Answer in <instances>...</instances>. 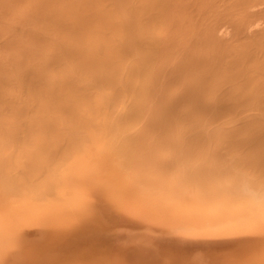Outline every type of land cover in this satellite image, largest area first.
Returning <instances> with one entry per match:
<instances>
[{
  "label": "bare ground",
  "instance_id": "6f19581e",
  "mask_svg": "<svg viewBox=\"0 0 264 264\" xmlns=\"http://www.w3.org/2000/svg\"><path fill=\"white\" fill-rule=\"evenodd\" d=\"M159 143L172 152L155 153ZM262 175L264 0H0V264L91 254L100 236L79 257L63 255L71 239L58 226L52 243L39 240L94 192L122 210L104 215L145 229L123 233L114 216L100 225L124 263L207 264L218 242L240 252L232 264L258 262L264 243L243 234L252 209L231 197L251 205L249 178L258 189ZM160 222L170 229L159 233ZM89 225L74 227L77 239L98 229Z\"/></svg>",
  "mask_w": 264,
  "mask_h": 264
},
{
  "label": "rangeland",
  "instance_id": "374dc122",
  "mask_svg": "<svg viewBox=\"0 0 264 264\" xmlns=\"http://www.w3.org/2000/svg\"><path fill=\"white\" fill-rule=\"evenodd\" d=\"M223 20H224V19H223ZM224 36H226V35H224ZM207 120H208V121H211L210 119L205 118L204 122L207 121ZM202 121H203V119H202ZM157 145H158V146H157ZM189 145H190V144H187L188 147H189ZM190 146H193V144L190 145ZM156 147H158V148H157V151H158L159 149H162L163 147H166V148H163L164 150L167 149V145L164 146V144H161V143H159V144H153V145H152V149H154V152H155V150H156ZM160 147H162V148H160ZM168 147H169V146H168ZM174 147H175V146H174ZM163 149H162V150H163ZM169 149H170V148L167 149L168 151H162V152H160V154H163V153H164V156H165V155L167 156V153H168L169 151L172 152V150H169ZM155 153H156V152H155ZM169 154H170V153H169ZM133 162H134V161H133ZM133 162H132V161L126 162V163L124 164V168H125V166H126L125 170H126V169H127V170L131 169V168H129V167H132V166L134 167L135 165H134ZM167 162H168V164L171 165V162H172V161L169 162V160H168ZM128 163L131 164V165L129 166ZM157 163H158V161H157ZM126 164H127V165H126ZM158 165H160V162L158 163ZM133 167H132V168H133ZM96 192H97V191H96ZM92 194H93L94 197H97V196H98V192H97V194H96L95 192L92 193ZM92 194L90 193L89 196H90V195H91V196H90V197L88 196V197H89L88 199L91 198L90 200L92 201V205H87V204H86V205H84V206H82V207H79L80 209L82 208V210H79V208H74V207H73V210H70L71 207H70L69 209H64V210L61 212V214H60V215H61V220H60L59 224H57L56 226H54V225H52V224H48L45 233L42 235V238H40V240H39V241H40L39 243H42V240H43V243H46L45 241H47V240L49 239V238H48L49 236H51L50 239H49V242L51 241V243H52L53 240H54V238L56 239V236H55V235L60 236V234H65V235L68 234V236H70V238H69V237H67V238H68V239H71V240L73 239L72 242H71V244H70V242H69V241H71V240H68V242H66L67 244H68V243L70 244V245H68V247H69L70 249L67 248V244H65V243L63 244V242H64V241H63V242H61V243H62L61 245H63V246H61V247H63V248H60V250L63 249L62 251H64V250H65V247H66V251L63 252L64 254H63V253H61V254L59 253V255H62V254H63V255H65V256H67V253H70V254H71V253H74L75 250H79V248H82V247H84L85 245H88L90 242L95 243L96 239H94V238H95V236L97 235V237H98V236L101 237V238L98 237L99 239H101V241L96 242L94 245H92V244L90 243L93 247H94V246L97 247V248L95 249V252H93L94 249H93L92 246L90 245V247H88V250L91 251V254L89 253L88 255H86V252H87V251H86V252L82 255V257L76 259L75 262H77V261L79 262V261H81V260L84 259L83 257L87 256V257H89V258H90V257H93L94 259L96 258V259H95L96 261H98V259H99L100 262H101L100 258H102V263H105V264H111V263H113V260H115L114 257H116V259H117L116 261H117L118 263H117L116 261H114V262H116L117 264H127V263H124V261H123V256H118V255L120 254V251H121L120 248L118 249V250H120V251H118L119 253L116 251V252H117V254H116V252H115V250H117L118 245H117L116 248H115V247H109V246H108V243H109L110 246H111V245H113V246L115 245V246H116V244H117L116 240L111 241L112 237H111V235H110V234H111V231H110V230H112V236H113V234H114V232H115V231L113 232V230H115V228L113 227V226L115 225V222L118 220V223H117V224H122V223H124V224H122V226H123V225L125 226V224H128V223L126 222V220L128 221V219L126 218V220H125V217H126V216H125V217L123 218V219L125 220V222H123L124 220H123L122 218H121L122 221L119 220V219H116L117 217L114 216V214H111V215H109V216H106L107 214L104 215L103 213H106L105 211H108L109 213H110V212L112 213V212H115V211L118 210V209H115V208H113V207H111V206L109 205L110 208H111V210H112V208L114 209V211H110V210H109L110 208H106V207H104V206H106L104 203H105V201L108 200V197L106 198V195L103 194L102 192H100V193H99V197H97V199H99V201H98L96 198H92ZM94 194H95V195H94ZM100 195H101V199H100ZM101 200H102V202H101ZM95 201H96V202H95ZM94 202H95V204H94ZM97 202H98V203H97ZM106 203L110 204L108 201H107ZM101 204H103V206H102ZM98 207H99V208H98ZM103 207L105 208V210H104ZM74 209H75V210H74ZM98 209H99V210H98ZM106 209H108V210H106ZM67 210H68V211H67ZM77 210H78V211H77ZM100 210H101L102 212H100ZM103 210H104V212H103ZM71 211H72V213H71ZM120 211H122V210H118V211H116L115 215L117 214V212L119 213ZM89 212H90V213H89ZM98 212H100V213H98ZM123 212L127 213V211H123ZM123 212H122V213H123ZM130 212H131V211H130ZM69 213H70L71 215H70ZM120 213H121V212H120ZM85 214H88V215L86 216ZM91 214H92V215H91ZM96 214H97V215H96ZM128 214H129V211H128ZM128 214H127V215H128ZM134 214H135V213H133V216H134ZM64 215H65V216H64ZM67 215H68V216H67ZM90 215H91V217H93V218H92L93 220L91 219ZM95 215L97 216V219L94 218ZM103 215H104V216H103ZM117 215H118V214H117ZM124 215H125V214H124ZM130 215H132V212L129 214V217H132V216H130ZM138 215H139V214H138ZM66 216H67V217H66ZM72 216H73V217H72ZM85 216H86L87 218H86ZM110 216L112 217L113 220L116 219V221H113V220L110 221V220H111V219H110ZM113 216L115 217V219L113 218ZM120 216H121V215H120ZM120 216H118V218H119ZM135 216H136V215H135ZM63 217H64L65 219H64ZM107 217H108L109 222H108V220H106ZM121 217H122V216H121ZM81 218H82L83 220H82ZM100 218H101V219H100ZM102 218H103V219H102ZM132 218H133V217H132ZM135 218H137V217H134V219H135ZM139 218H140V220H143L141 217H139ZM139 218H137V219H139ZM70 219H71V220H70ZM90 219H91V220H90ZM98 219H99V220H98ZM130 219H131V218H130ZM79 220L81 221V224L84 225L85 230H87L86 227L88 228L87 225H89L88 220H89V222H91V223H90L91 225H89L90 227H91V226L94 227V223H96L95 227L97 226L98 229H96L95 227H94V229H96L97 234H95L96 231L94 232V230H92V228H91V230H90L91 234H90V233L88 234V232L86 231V234H85V235H87V236L84 237V236H81L82 233L84 232V230H83V231L79 230V231H80V236H79V238H80L81 240H80L79 238L77 239L78 236L75 235V233H76L77 230L75 231V230H74V227H79V225H80L79 228H80V229L82 228V227H81V224H78ZM84 220H85V221H84ZM86 220H87V221H86ZM100 220H101V221H100ZM104 220H105V221H104ZM63 221H64V222H63ZM69 221H71V222H70L71 224L68 223ZM131 221L134 222L135 220H134V221L131 220ZM131 221H128V222H129V223H132ZM72 222H75V224H76V222H77V225H78V226H77V225L75 226L74 223H73V224H74V225H73ZM98 222H99V223H98ZM112 222H113V223H112ZM136 222H140V221L136 220ZM136 222H135V224H136ZM60 223H61L62 226L64 225L65 228H66V227H67V228H70L69 230H70L72 233H71L70 231L68 232L67 229H65V228L63 229L62 226L60 227ZM66 223H67V224H66ZM79 223H80V222H79ZM92 223H93V224H92ZM101 223H103V224H101ZM107 223L109 224V226H111L112 224H114V225L112 226V228L110 227V228H111V229L109 230L110 233L107 232L108 230H107V231L104 230L105 232L108 233V234H106V235H107V237H106V238H107V239H106L107 241H106L105 239H103V237H104V233H103L104 231H103V229L100 230L99 228H100V225H101V226H102V225H106V229L109 228V227L107 226ZM111 223H112V224H111ZM142 223H144V221H142L140 224H142ZM146 223H147V222H146ZM69 224H70L71 226H69ZM85 224H86V227H85ZM117 224H116V225H117ZM132 224H134V223H132ZM138 224H139V223H138ZM147 224H148V223H147ZM147 224H146V227H145V224H143L144 227L146 228V230H147V229L149 230V228H150L152 225H154V224H149V225H151V226H148L149 228H147ZM160 224H161V222H160ZM160 224H159V223H158V224H157V223L155 224V225L161 227V228L159 227V233L161 232V230H162V232H163V230L166 231V230L170 229V228L168 227V226H170V225L165 224V223H164V224L162 223L164 226H167V228H166V227L162 226V224H161V225H160ZM129 225H130V224H128V226H129ZM155 225H154V227H155ZM49 226H50V227H49ZM57 226H58V229H59V227H60V229H61V228L63 229V230L61 229L62 232H61L60 230H58V229H57L58 231L56 230ZM64 226H63V227H64ZM72 226H73V228H72ZM98 226H99V227H98ZM122 226H120V227L122 228ZM124 226H123V227H124ZM126 226H127V225H126ZM126 226L124 227V229H120L119 226H116V227H117L118 230H119V229H120V230H124V231H122L123 233H124V232L128 233V232H131V231L134 230V231H135V234H136V230H139L140 228H142V230H145V229L143 228V226H141V227H137V226H136V227H137V228H136L134 225H132L133 228L129 226L130 230H128V229H127L128 226H127V227H126ZM138 226H139V225H138ZM53 227H54V229L56 230V231H55V235H54L55 237H54V236L52 237V233H53V231H54V230H53ZM118 227H119V228H118ZM163 227H164V228H163ZM79 228H76V229H79ZM103 228H105V226H104ZM125 228H126V229H125ZM134 228H136V229H134ZM138 228H139V229H138ZM88 229H89V228H88ZM117 229H116V230H117ZM131 229H133V230H131ZM151 229H153V228L151 227L150 230H151ZM154 229L156 230L157 228H154ZM160 229H161V230H160ZM64 230H65V231H64ZM118 230H117V231H118ZM125 230H126V231H125ZM140 230H141V229H140ZM50 231H51V232H50ZM79 231H78V232H79ZM156 231L158 232V230H156ZM47 232H48V235L46 234ZM59 232H60V234H59ZM143 232H144V231H143ZM154 232H155V231H154ZM56 233H57V234H56ZM133 233H134V232H133ZM140 233L143 234L142 231H140ZM93 234H94V237H93ZM129 234H130V233H129ZM131 234H132V233H131ZM65 235H64V236H65ZM78 235H79V233H78ZM91 235H92V236H91ZM136 235H137V234H136ZM136 235L133 234V236H136ZM139 235H140V234H139ZM64 236L61 235L60 237H64ZM90 236H91V237H90ZM60 237H59V239H60ZM71 237H72V238H71ZM86 237H88V238H86ZM89 237H90V239H89ZM92 237H93V239H92ZM131 237H132V236H131ZM249 237H251V236H249ZM52 238H53V240H52ZM64 238H65V237H64ZM75 238H76V240H77L78 245H77L76 242H75L76 240H74ZM83 238H84V240H83ZM85 238H86V240H85ZM98 238H97V241H98ZM251 238H252V237H251ZM251 238H250V239H251ZM253 238L256 239V240L259 239V238L257 239L256 237H253ZM102 239H103V240H102ZM254 239H253V240H254ZM44 240H45V241H44ZM60 240H61V239H60ZM60 240H59V241H60ZM89 240H91V241L89 242ZM104 240H105V241H104ZM108 240H109V242H108ZM65 241H67V239H66ZM103 241H104V242H103ZM254 241H255V240H254ZM259 241H261V240L259 239ZM57 242H58V237H57ZM79 242H81V243H79ZM85 242H88V243H85ZM100 242H101V243H100ZM250 242H251V241H250ZM43 243H42V245H44ZM51 243H48V242H47V244H51ZM73 243L76 244V245H73ZM82 243H83V245H84V243H85V245H84V246L80 245V244H82ZM218 243L220 244V246H219ZM218 243H214V244H212V247H211V244L209 245L210 247L207 246V247H209V248H211V249L214 248L213 250H215L216 248L219 249V251H218V255H215L217 252L214 253V255H215L216 258L214 257V255H213V257H212V255H211V256L208 255L209 257L212 258V259H211V258H210V259L207 258L206 260H208V262H211V264H221V263H219V262L222 261V262H223L222 264H232L231 262H234L235 259L239 258V257H238V256H239L238 254H240V252H239L238 250H236V251L234 252V249L231 248V242H230V243H229V242H224V244L221 243V242H218ZM241 243H242V242H241ZM248 243H249V242H248ZM251 243H252V242H251ZM263 243H264V242H263ZM99 244H100V245H99ZM102 244H103V245H102ZM106 244H107V245H106ZM120 244H121V243H119V245H120ZM229 244H230V245H229ZM242 244H243V243H242ZM249 244H250V243H249ZM249 244H248V245L245 244V246L248 247V246H250ZM40 245H41V244H40ZM105 245H106V246H105ZM232 245H236V244H235V243H232ZM257 245H258V244H257ZM257 245H256V246H257ZM72 246H73V249H72ZM75 246H76V249L74 248ZM77 246L79 247L78 249H77ZM81 246H82V247H81ZM88 246H89V245H88ZM100 246H101V247H102V246H105V249L103 248L102 251H101L102 253L97 254V252H98V250H99L98 247L100 248ZM245 246H244V248H245ZM256 246H255V244H254V248H256ZM260 246H262V245L260 244ZM120 247H121V245H120ZM122 247H123V249H124V246H122ZM220 247H221V248H220ZM222 247H223V249H222ZM234 247H235V246H234ZM234 247H233V248H234ZM250 247H251L250 250L253 249V248H252L253 245L250 246ZM86 248H87V246H86ZM89 248H90V249H89ZM91 248H92L93 250H91ZM106 248H108V249H106ZM112 248H113V249H112ZM229 248L232 249V251H233L232 253H237V257H235L236 254L233 255L232 253H229V252H228ZM237 248H238V246H237ZM257 248H259V247L257 246ZM261 248H262V247H260V249H261ZM67 249H69V250H71V251H69V250H67ZM97 249H98V250H97ZM109 249L113 252L114 257H113V255H112V256L109 255V254H110V250H109ZM114 249H115V250H114ZM121 249H122V248H121ZM123 249H122V250H123ZM198 249H199V247H198ZM217 249H216L215 251H217ZM221 249H222V250H221ZM235 249H236V247H235ZM245 249H246V248H245ZM260 249H259V250H260ZM72 250H74V251H72ZM85 250H86V249H85ZM105 250H106V252H105ZM184 250H185V249H184ZM208 250H209V249H208ZM213 250H212V251H213ZM248 250H249V249H248ZM248 250H247V251H248ZM250 250L247 252L248 254H251V253H252V250H251V252H250ZM259 250H257V251H258L257 253H258L259 256H258V255H257V256H254V257H257L258 260H259V257H261V253H262V250H260V251H259ZM67 251H68V252H67ZM81 251H82V250H81ZM89 251H88V252H89ZM96 251H97V252H96ZM181 251H182V250H181ZM185 251L187 252L188 250H185ZM212 251H211V252H212ZM215 251H213V252H215ZM220 251H221L222 253L225 252L226 255H225V254H222ZM223 251H224V252H223ZM254 251H255V250L253 249V254H257V253H255ZM60 252H61V251H60ZM78 252H79V251H78ZM82 252H83V251H82ZM112 252H111V253H112ZM178 252H179V255H180L181 252H180V251H178ZM178 252H177V254H178ZM227 252H228L230 255H229ZM75 253H76V252H75ZM75 253H74V255H75ZM94 253H96L97 256H95ZM98 253H99V252H98ZM106 253H107V256H106ZM241 253H242V251H241ZM259 253H260V254H259ZM79 254H80V253H79ZM206 254H207V253H206ZM208 254H209V252H208ZM210 254H213V253H210ZM253 254H251V256H252ZM76 255H78V254L76 253ZM90 255H92V256H90ZM98 255H100L99 258H98ZM121 255H122V251H121ZM222 255H223V256H222ZM231 255H233V257L231 258V260L233 259L232 261L228 260V259H230V256H231ZM69 256H70V255H69ZM69 256H68V257H69ZM79 256H80V255H78V257H79ZM105 256H106V257H105ZM208 256H206V257H208ZM218 256H219V258H218ZM76 257H77V256H76ZM87 257H85V260L88 259ZM104 257H105V259H106V262H105V260H104ZM111 257H112L113 260L111 259ZM228 257H229V258H228ZM82 258H83V259H82ZM93 258H92V259H93ZM108 258H110V260H108ZM234 258H235V259H234ZM252 258H253V257H252ZM257 258H256V259H257ZM59 259H60V256H59L58 260H59ZM62 259H63V257H62ZM64 259H67V258H64ZM73 259H75V258H73V255H72V260H73ZM94 259H93V260H94ZM253 259L255 260V258H253ZM260 259H261V258H260ZM60 260H61V259H60ZM213 260H214V261H213ZM218 260H220V261H218ZM65 261L67 262V260H65ZM70 261H71V258H70ZM127 261H128V260H127ZM229 261H230V263H229ZM68 262H69V261H68ZM68 262H67V263H68ZM75 262H74V260H73V263H74V264H75ZM81 262H82V261H81ZM125 262H126V261H125ZM258 262H259V261H258ZM61 263H62V261H61ZM61 263H59V264H61ZM129 263L131 264L130 261H128V264H129ZM62 264H64V263H62ZM68 264H69V263H68ZM71 264H72V262H71Z\"/></svg>",
  "mask_w": 264,
  "mask_h": 264
},
{
  "label": "snow or ice",
  "instance_id": "6c2138e0",
  "mask_svg": "<svg viewBox=\"0 0 264 264\" xmlns=\"http://www.w3.org/2000/svg\"><path fill=\"white\" fill-rule=\"evenodd\" d=\"M193 179L195 180L196 177L194 176ZM246 195L249 197L251 205L240 202L239 195L233 194L231 197L232 206L238 208L251 207L252 211L249 222L243 234L251 237L258 236L264 242V175L260 178L258 189L255 187L252 179L249 178ZM75 264H85V262H75ZM173 264H206V262L192 256L191 258L173 262ZM207 264H210V262H207ZM237 264H264V244H262V253L259 262L247 260L238 261Z\"/></svg>",
  "mask_w": 264,
  "mask_h": 264
}]
</instances>
